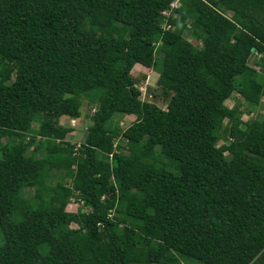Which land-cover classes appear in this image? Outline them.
I'll return each instance as SVG.
<instances>
[{
	"label": "trees",
	"instance_id": "trees-1",
	"mask_svg": "<svg viewBox=\"0 0 264 264\" xmlns=\"http://www.w3.org/2000/svg\"><path fill=\"white\" fill-rule=\"evenodd\" d=\"M173 1L0 0V264H264V0Z\"/></svg>",
	"mask_w": 264,
	"mask_h": 264
},
{
	"label": "rangeland",
	"instance_id": "rangeland-1",
	"mask_svg": "<svg viewBox=\"0 0 264 264\" xmlns=\"http://www.w3.org/2000/svg\"><path fill=\"white\" fill-rule=\"evenodd\" d=\"M185 37H187L188 40H190L193 44H200L197 40L193 39L188 35L187 29L184 31ZM257 59V56L254 55ZM256 63L254 62V58H251L250 60V65L257 69L260 70V66H256ZM132 76L136 80V87L139 88L140 90V100L142 101H152L155 102L157 105L165 108L166 103L168 100V97L164 96L162 94L161 87L158 86L156 83L157 80V73L153 71L152 69H148L141 64H136L132 71H131ZM225 104L229 107H233L234 105H239L241 109H244L247 107V102L237 95L236 92H234L229 99L225 101ZM264 104V102H263ZM96 105V103H91L87 101L86 99L83 98L82 104L80 107L81 115L76 118L68 117V116H61L59 117V123L64 126H68L72 128L74 131L70 132L66 139L70 141L73 144H80L84 140L86 128L91 124V119L90 116L92 115L94 111V107L91 106ZM264 105L258 106V109L254 111L253 113L247 115L243 114L242 119L246 120L249 117H254L257 114H261L263 110ZM135 119V116L133 115H126V116H121L118 119L119 126L124 129L127 127L133 120ZM43 115L42 114H35L32 122V128L37 129L39 127V124L41 121H43ZM225 124V123H224ZM39 137V136H37ZM227 143V141H225ZM222 140L219 141V144H222ZM227 153V151L225 152ZM78 207L81 206V202L76 200L75 198L71 199L70 203L67 205L68 210H76ZM74 225V224H73ZM2 233L0 231V244L2 243ZM187 264H199L195 262H190Z\"/></svg>",
	"mask_w": 264,
	"mask_h": 264
},
{
	"label": "built area",
	"instance_id": "built-area-1",
	"mask_svg": "<svg viewBox=\"0 0 264 264\" xmlns=\"http://www.w3.org/2000/svg\"><path fill=\"white\" fill-rule=\"evenodd\" d=\"M180 5V1L179 0H174L172 3H171V8H176ZM170 12V11H169Z\"/></svg>",
	"mask_w": 264,
	"mask_h": 264
},
{
	"label": "clouds",
	"instance_id": "clouds-1",
	"mask_svg": "<svg viewBox=\"0 0 264 264\" xmlns=\"http://www.w3.org/2000/svg\"><path fill=\"white\" fill-rule=\"evenodd\" d=\"M163 13H164V14H166V15H168L170 12H169V10H167V11H163ZM92 107H94V111H93V112H95V110H96V107H97V104H96V105H93V106H91V109H92ZM73 131H74V130H73ZM78 146H80V144H78V145H77V147H78ZM81 206H82V202H81Z\"/></svg>",
	"mask_w": 264,
	"mask_h": 264
}]
</instances>
